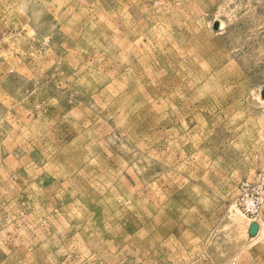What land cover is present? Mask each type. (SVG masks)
I'll return each mask as SVG.
<instances>
[{"label": "rangeland", "instance_id": "rangeland-1", "mask_svg": "<svg viewBox=\"0 0 264 264\" xmlns=\"http://www.w3.org/2000/svg\"><path fill=\"white\" fill-rule=\"evenodd\" d=\"M263 96L264 0H0V264H264Z\"/></svg>", "mask_w": 264, "mask_h": 264}, {"label": "built area", "instance_id": "built-area-1", "mask_svg": "<svg viewBox=\"0 0 264 264\" xmlns=\"http://www.w3.org/2000/svg\"><path fill=\"white\" fill-rule=\"evenodd\" d=\"M235 205L250 219H256L264 208V176L257 175L251 180L242 181L238 187Z\"/></svg>", "mask_w": 264, "mask_h": 264}, {"label": "water", "instance_id": "water-1", "mask_svg": "<svg viewBox=\"0 0 264 264\" xmlns=\"http://www.w3.org/2000/svg\"><path fill=\"white\" fill-rule=\"evenodd\" d=\"M263 97H264V96H263ZM256 231H257L256 225L253 224V225H251V227H250L248 233H249L250 236H254L255 233H256Z\"/></svg>", "mask_w": 264, "mask_h": 264}, {"label": "bare ground", "instance_id": "bare-ground-1", "mask_svg": "<svg viewBox=\"0 0 264 264\" xmlns=\"http://www.w3.org/2000/svg\"><path fill=\"white\" fill-rule=\"evenodd\" d=\"M255 225H256V228H257V231H256V233H255V235L257 234V232H258V225L256 224V223H254ZM251 225H253V224H251ZM251 225L249 226V228H248V231H249V229H250V227H251ZM254 235V236H255ZM254 236H252V237H254Z\"/></svg>", "mask_w": 264, "mask_h": 264}]
</instances>
